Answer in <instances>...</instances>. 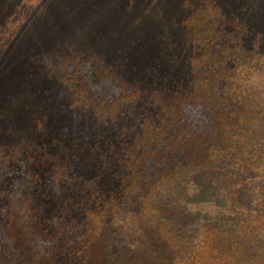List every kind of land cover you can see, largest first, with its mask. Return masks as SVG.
<instances>
[{"label":"rangeland","instance_id":"1","mask_svg":"<svg viewBox=\"0 0 264 264\" xmlns=\"http://www.w3.org/2000/svg\"><path fill=\"white\" fill-rule=\"evenodd\" d=\"M0 14V116L14 115L34 140L68 145L109 128L160 131L170 158L158 173L177 169L155 201L161 214L193 243L208 224L250 222L246 251L261 249L264 0H0ZM197 16L206 33L196 31ZM209 20L230 32L226 49L209 44ZM103 66L123 94L105 120L70 79ZM204 87L211 91L198 97Z\"/></svg>","mask_w":264,"mask_h":264},{"label":"trees","instance_id":"2","mask_svg":"<svg viewBox=\"0 0 264 264\" xmlns=\"http://www.w3.org/2000/svg\"><path fill=\"white\" fill-rule=\"evenodd\" d=\"M208 22L209 44L214 41L226 49L224 37L230 32L220 22L219 27ZM204 23L196 17L197 32H207ZM214 56L216 62L222 54ZM107 69L96 67L93 73L82 68L70 77L80 98L94 102L104 120L113 108H122L123 95L112 88L109 80L115 75ZM206 91L211 89L204 87L198 97L204 98ZM213 97L220 103V91ZM3 111L0 264H264V243L258 252L246 251V241L254 235L247 229L250 222L236 230L208 224L199 242L193 243L161 214L155 201L163 195L166 175L177 169L158 173L169 157L160 131L109 128L89 141L68 145L46 135L34 140L33 134L15 125L14 115ZM31 117L36 119L33 113ZM145 138L149 140L141 146ZM189 155H178L177 164L195 158Z\"/></svg>","mask_w":264,"mask_h":264}]
</instances>
